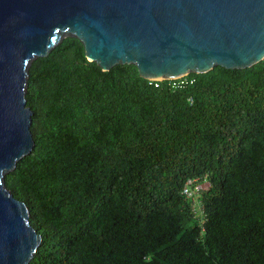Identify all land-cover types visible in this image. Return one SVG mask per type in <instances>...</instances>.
Returning a JSON list of instances; mask_svg holds the SVG:
<instances>
[{"label": "trees", "instance_id": "16d2710c", "mask_svg": "<svg viewBox=\"0 0 264 264\" xmlns=\"http://www.w3.org/2000/svg\"><path fill=\"white\" fill-rule=\"evenodd\" d=\"M25 100L34 148L4 183L41 239L29 264H264V60L147 81L66 38Z\"/></svg>", "mask_w": 264, "mask_h": 264}, {"label": "water", "instance_id": "95a60500", "mask_svg": "<svg viewBox=\"0 0 264 264\" xmlns=\"http://www.w3.org/2000/svg\"><path fill=\"white\" fill-rule=\"evenodd\" d=\"M66 38L103 72L175 81L264 60V0H0V264H29L40 236L4 178L34 148L28 71Z\"/></svg>", "mask_w": 264, "mask_h": 264}, {"label": "rangeland", "instance_id": "374dc122", "mask_svg": "<svg viewBox=\"0 0 264 264\" xmlns=\"http://www.w3.org/2000/svg\"><path fill=\"white\" fill-rule=\"evenodd\" d=\"M207 187H208V185L206 183H198V184L195 185L194 190L191 191V193L192 192H196L199 189H207Z\"/></svg>", "mask_w": 264, "mask_h": 264}]
</instances>
